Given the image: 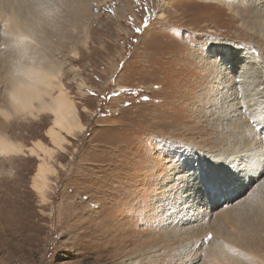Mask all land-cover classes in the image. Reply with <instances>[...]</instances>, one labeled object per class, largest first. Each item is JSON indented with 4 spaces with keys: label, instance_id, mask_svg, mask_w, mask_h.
<instances>
[{
    "label": "rangeland",
    "instance_id": "obj_1",
    "mask_svg": "<svg viewBox=\"0 0 264 264\" xmlns=\"http://www.w3.org/2000/svg\"><path fill=\"white\" fill-rule=\"evenodd\" d=\"M6 7L33 32L18 43L0 23V109L10 112L0 115V135L24 151L0 155V264H182L189 252L203 264L219 239L237 247L239 264L264 261V174L240 195L243 181L222 182L230 155L264 131V111L251 126L220 109L231 92L223 82L229 68L252 107L264 101V20L245 17L262 9L259 0ZM13 63L58 70L85 127L74 138L63 134L69 143L51 160L56 173L44 197L32 187L40 160L26 149L36 141L53 147L52 116L12 113ZM181 201L209 212L193 230L169 224Z\"/></svg>",
    "mask_w": 264,
    "mask_h": 264
},
{
    "label": "bare ground",
    "instance_id": "obj_2",
    "mask_svg": "<svg viewBox=\"0 0 264 264\" xmlns=\"http://www.w3.org/2000/svg\"><path fill=\"white\" fill-rule=\"evenodd\" d=\"M259 4L263 9L262 10L261 8H259L261 12L263 11L262 14H260L259 10H257L256 11L258 12L257 14L253 13L251 16H249L250 14L245 16L252 22H255L256 20H261L260 22H262L264 20V0H259ZM6 5H7V0H0V23L7 31L13 32L14 38L16 39V41L18 40L19 43V41L23 40V38L25 39V37L26 38L30 37V34H32L33 30L30 31L29 25L23 26L18 21V18L13 12H6L7 10ZM246 7L251 8L250 5H246ZM253 19L255 21H253ZM241 32L242 34L244 33V35H246L245 30ZM229 69L231 70H227L226 71L227 74L226 73L224 74L225 80L223 82L227 83V81H230L227 85V88L231 89V92L230 93L225 92L227 97L223 99L225 101L222 102L223 105L220 108L223 111L222 110L220 111L224 112V114L226 115L228 114L231 116L242 114V116L244 117L242 116L241 117L244 118L246 122H249L252 126L254 125L253 124L254 121L256 122L258 119V118H254V116L264 111V106H263L264 101H261L259 104H257L256 102V106L252 107L253 104L251 103V98L248 99L250 94H247L246 88L243 87L244 85H246V83L242 80L240 81L237 80L238 82L235 81L236 77L230 78L229 77L230 72L232 71L234 73L236 72L233 70V68H229ZM8 72H9V75L7 76L8 80L6 81L8 84V88L6 91V95H7V102L9 108H11L12 110V113L29 118H36L40 114H48L52 116V125L47 129L46 136L53 147H47L41 141H36L33 146L28 147L26 149L29 155L35 156L40 160V163L37 167V171L34 177V181L32 183V187L36 191V193H39L41 197H44V194L48 190V184H49L48 177L56 173V170L51 165L52 162L51 160L53 159L56 150L59 151L61 150L62 152V150H64V145L66 143H69L64 135L74 138L77 133H81L82 131H84L85 127L81 123L79 112L76 106L67 97L62 85L59 82L58 70L52 68V66L48 68L42 65H34L32 63L25 66H23L22 64L13 63L9 66ZM241 74H244L243 71L238 72L237 77H241L242 76ZM232 82L238 83L239 85L238 84L237 85L240 88H235L234 87L235 85L230 84ZM54 92H56V94H54ZM239 95L242 96L239 97ZM245 95L247 96V98H245ZM218 114L221 115L220 113ZM0 115L4 119H7L8 116L10 115V112L2 108L0 109ZM219 115L217 117L218 119H220ZM227 119L228 118H226L225 120L227 121ZM234 120L236 121V119ZM259 124L261 125V123ZM259 134L255 139H252L253 144L250 145L251 147L241 150L237 149L239 151L234 152L235 155L233 159H232V155H230L231 159L230 158L226 159V160L229 159L231 160V163H229L228 166L229 169L228 171L230 170L231 171L225 173L223 172L225 175V179L222 180V182L226 181L227 183H229V185H231V183L243 181L241 184L244 185L238 188L239 189L238 194L242 193V191L245 188L246 189L249 188V186L252 183L258 181L259 178L264 174V131ZM20 154L21 155L24 154V151L19 143L13 142L8 138H6L5 136L0 135V155L7 157L10 155L18 156ZM242 164L244 165L242 168H240ZM238 168H240V170H238ZM240 179L241 181H239ZM262 183H264V181ZM262 183L261 185H259L258 189L261 188V186L263 185ZM225 185L227 184L224 183L222 187L224 188ZM212 189H216V187H214L213 185ZM196 203L197 202L190 204L189 201L183 203L181 201L178 204L176 203L175 208L173 207L174 210L171 213L172 217L169 221L170 226H175L179 228L180 226H184V225H190V224L192 225L194 223H197L200 219L205 218L209 212L205 211V209H203L200 205L196 206L195 205ZM191 225H190L191 227L190 230H193L194 227L197 226V225H192V226ZM175 234L176 233L174 232V236ZM189 235L190 233H188L187 236ZM222 245L225 246L223 247ZM236 249L237 247L232 245L230 242L223 239H219L217 245L210 250L209 256L207 257V259L204 260L203 264H239V262L241 261L239 260L241 259V257H239L240 254L232 256V252L235 251ZM196 254L197 252H192V253L189 252L187 256L188 260L186 259V261H183L182 264H196L197 262L196 259L198 258ZM137 263H141V262L137 261ZM137 263L132 262L126 264H137ZM258 264H264V261L258 260Z\"/></svg>",
    "mask_w": 264,
    "mask_h": 264
}]
</instances>
